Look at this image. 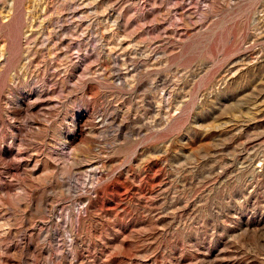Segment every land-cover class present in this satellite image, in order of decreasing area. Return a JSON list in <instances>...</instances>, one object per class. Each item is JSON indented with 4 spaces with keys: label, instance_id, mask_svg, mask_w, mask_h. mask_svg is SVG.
<instances>
[{
    "label": "rangeland",
    "instance_id": "374dc122",
    "mask_svg": "<svg viewBox=\"0 0 264 264\" xmlns=\"http://www.w3.org/2000/svg\"><path fill=\"white\" fill-rule=\"evenodd\" d=\"M0 264H264V0H0Z\"/></svg>",
    "mask_w": 264,
    "mask_h": 264
}]
</instances>
